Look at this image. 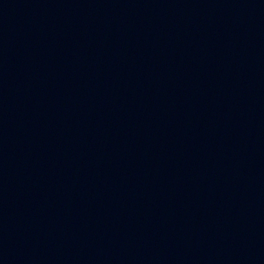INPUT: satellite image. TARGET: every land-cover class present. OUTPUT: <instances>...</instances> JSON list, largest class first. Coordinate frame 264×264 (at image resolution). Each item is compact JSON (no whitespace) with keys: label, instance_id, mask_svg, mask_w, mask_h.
I'll return each instance as SVG.
<instances>
[{"label":"water","instance_id":"obj_1","mask_svg":"<svg viewBox=\"0 0 264 264\" xmlns=\"http://www.w3.org/2000/svg\"><path fill=\"white\" fill-rule=\"evenodd\" d=\"M0 264H264V0H0Z\"/></svg>","mask_w":264,"mask_h":264}]
</instances>
